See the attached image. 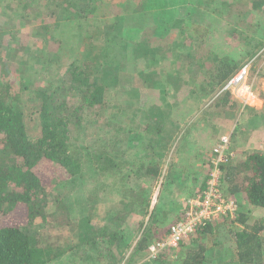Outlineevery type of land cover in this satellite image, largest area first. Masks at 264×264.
<instances>
[{
    "label": "rangeland",
    "instance_id": "374dc122",
    "mask_svg": "<svg viewBox=\"0 0 264 264\" xmlns=\"http://www.w3.org/2000/svg\"><path fill=\"white\" fill-rule=\"evenodd\" d=\"M19 1H0V55L7 46L10 56L14 55L11 58L14 59L18 56V52L23 53L25 47L35 43V38H39L40 41L43 37V28L52 21L50 12L55 8L56 2L28 0L26 9ZM92 1L87 0L85 11L90 18L93 15L95 18L88 24L90 32L107 16L111 17L110 20L112 18L115 20L119 14L128 10L130 14L111 34L120 42L126 39L130 42L142 41L140 43L142 48L150 49V51L146 52L144 59L138 61L137 66L130 64L127 60L124 67L125 74L118 73L114 81L108 79L109 83L105 84L111 91L105 95L106 99L103 106L98 109V113L91 117L92 124L88 127V135H81L77 144L80 151L83 148L84 156L85 151L114 146L121 152L119 157L115 158V162L123 163L126 159H133L128 169L134 168V162L139 164L145 159L161 158L165 164L162 166L160 175L154 177L152 183L144 185H142L143 179L140 178V187L143 186L141 188L146 193L138 192L136 195L137 197L145 195V198L155 200L158 192H162L166 197L165 204L159 205L160 215L156 216L158 222H154L155 216L148 220L147 211L146 213L130 212L125 219L121 220L122 214L125 213L121 211L125 210L123 206L128 209L126 203L133 201L131 195L122 196L119 191L108 195V192L99 191L104 186L99 180L95 182V185L89 180L81 182L79 178L51 180L46 186H49L48 189H54L67 203L71 204L73 217L87 215L91 223L96 225L117 223L116 240L118 242L112 251L104 250L105 244L100 242L97 244V249L93 250L95 260L83 255L84 259L79 261L80 256L71 255L72 251H68L64 258L71 255L73 261L69 264H173L174 262L177 264L180 261L176 260L177 257H174L173 253L165 256L164 259H152L148 257V247L143 251H136L142 231L149 226L154 227V232L159 230L163 232L167 229L168 224L173 221L174 209L180 208L179 206L182 209L183 200L197 192V187L203 180L206 157H211L213 145L222 136L226 135L229 139V150L232 152L233 160L241 159V156L247 152L264 153V48L259 49L260 55L252 62L251 58L246 56L247 52L251 49L258 50L259 47L252 48V44L244 46L242 42L228 36L226 30L228 25L235 26V23L227 19V10L221 5V2L227 0H145L147 3L144 8L138 10L136 8L141 5L140 0H129L131 3L128 7L124 6L127 0H94L93 3ZM94 7L97 9L94 10ZM23 8L26 10L24 11ZM96 12L104 13V15L95 16ZM19 17L20 20H18ZM180 19H183L182 28H172L173 23H177ZM213 19L220 20V23L212 22ZM237 19L246 29L248 36H254L256 41H264V17L261 14L254 13L251 16L247 12L242 18ZM251 21L253 24L250 25L248 22ZM207 25L210 27L208 26L206 32L203 28ZM162 27H170V33L165 36ZM152 28L153 31H151ZM181 30L188 37L185 36L177 44V39L181 38L179 36ZM38 31H40L39 34ZM197 31L201 32V35L198 36ZM74 34L72 33L73 37L68 36L65 29L63 34L58 33V37L63 36L74 44L78 33L75 36ZM163 37L168 38L159 43ZM96 38L86 37L78 42L76 50H82L83 53L89 51L91 57L94 51L90 48L99 43L95 40ZM117 45L118 47L114 48L107 47V51L122 53L124 47L119 46V43ZM97 47L100 48L99 45ZM151 48L155 49H152L153 53ZM209 50L223 55H235V59H241L243 64L249 63L248 81L252 84L256 96L250 105L253 109H246L235 97L233 89L229 90L230 101L236 102V108L233 111L224 113L221 109L209 105L214 100L213 92L207 90L211 82L208 79L207 68L198 63L201 53H207ZM132 52L133 47L129 46L128 55H132ZM27 56L28 54L24 55L22 61L29 64L32 56L28 59ZM149 58L153 65L146 64L145 60ZM119 60L120 57H118ZM52 65L54 67L58 64ZM65 67H68V64H65ZM63 71V68H53L51 75L47 77L40 75L37 69L32 73L37 80H40L39 86H46L52 77L67 79ZM138 72H142L146 77L140 79L141 74ZM69 98L70 107L80 103L79 98ZM20 102V107L24 111L27 134L35 138L39 131L37 101L32 94L24 92ZM81 113L85 112L81 111ZM83 117L86 118V114ZM164 139L167 145L163 144ZM201 148H207V150H200ZM169 169L172 172L169 173L167 171ZM43 170H47V167L44 166L37 171ZM127 172L124 170L122 174H117L113 178L117 185L125 184ZM62 173L65 174V171L60 168V174ZM106 184L105 182L104 187ZM127 184L130 185L129 182ZM132 187L127 186L128 191ZM221 187L224 195L227 196L224 180ZM85 197L88 198V209L85 206ZM237 199L238 211L247 210L252 219L264 214L261 208L249 209L250 205L243 196ZM19 211L1 216L0 224L4 221L12 222L11 220L16 223H25L24 213L21 214ZM44 212V218H38L35 223L34 231L38 235L50 236L59 244L72 245L77 242L78 231L75 223L64 228L54 225L58 215L56 203L51 198H48ZM110 216H118L119 222H113ZM226 227H228L226 224L221 226L215 237L207 241L205 252L207 260L204 264H225L232 259L229 251H233L234 247L228 236L229 227L227 229ZM149 236L152 238L147 240L148 246L155 237L151 232ZM61 259H58L59 264H62ZM261 264H264V260Z\"/></svg>",
    "mask_w": 264,
    "mask_h": 264
},
{
    "label": "trees",
    "instance_id": "16d2710c",
    "mask_svg": "<svg viewBox=\"0 0 264 264\" xmlns=\"http://www.w3.org/2000/svg\"><path fill=\"white\" fill-rule=\"evenodd\" d=\"M52 1H56L55 8L50 12L52 21L44 26L43 37L40 41L39 38H35V43L25 47L23 53L18 52L15 59L11 58L14 55L10 56L7 46L0 55V218L20 210L21 214L24 213L25 219V223H16L11 220L12 222L4 221L0 224V264H59V258H62V264H69L73 261L72 254L76 257L80 256L79 261L84 259L83 255L95 260L93 250L97 249L98 243L103 242L104 250L106 249L107 252L112 251L114 245L117 244V223L96 225L91 223L87 215L73 217L71 204L67 203L54 189H48L49 186H46L55 178L59 180L79 178L81 182L89 180L94 185L99 180L104 186L105 182L107 183L106 187H101L99 191L108 192V195L116 191H119L122 196L131 195L133 201L126 203L128 209L123 206L125 210L121 211L125 213L122 214L121 220L125 219L130 212L135 211L139 213L147 211L148 220H151V217L156 218L160 215L159 205L165 204L166 195L162 192H158L155 200H149L145 198V195L140 197L136 195L138 192L139 194L146 193L141 188L143 186L140 187V178L143 179L142 185H144L152 183V179L160 175L162 166L165 164L161 158L145 159L139 164L134 162V168L128 169L133 159H126L123 163L115 162V158L119 157L121 152L114 146L85 151V156L82 152L83 148L80 151L78 146L80 136L88 135V127L92 124L91 117L98 113V109L103 106L106 99L105 95L111 91L105 84L109 83L108 79L114 81L118 73L125 74L124 67H126L127 60L130 64L137 66L138 61L144 59L146 52L150 51V49L142 48L140 44L142 41L130 42L126 39L120 42L111 34L130 13L125 10L115 20L114 18L110 20L111 17L107 16L90 32L88 24L95 18L94 15L90 18L85 13L87 0ZM19 2L27 9L28 0ZM130 3L127 0L124 6L128 7ZM146 3L145 0H140L141 5H138L136 9L144 8ZM221 5L231 18L227 17V19L235 23V26L228 25L226 29L228 36L242 42L244 46L252 44V48L259 47L258 50L251 49L247 52L246 56L253 62L260 55L259 49L264 48V41H256L254 36H248L246 29L241 23L239 24L237 18H242L247 12L251 16L259 13L264 17V0H227L221 2ZM25 8H23L24 11ZM100 14L104 15V13ZM100 14L96 12L95 16ZM177 21L173 23L172 28H182L183 19ZM212 22L220 23V20L213 19ZM248 23L253 24L252 21ZM210 25L204 27L203 30L207 32ZM65 29L71 37H73L72 33H75L74 36L78 33L74 44L63 36L58 37V33L63 34ZM162 31L166 36L171 28L162 27ZM197 35H201V32L197 31ZM179 36L181 38L177 39V44L185 36L188 37L182 30ZM86 37L96 38L95 40L99 41L90 48L94 51L91 57L89 51L83 53L82 50H76L78 42ZM164 37L159 43L168 38ZM118 43L119 46L124 47L122 53L107 51V47H118ZM129 46L133 47L132 55L127 53ZM152 49L154 48H151L153 53L155 49ZM26 53L28 54L27 59L32 56L29 64L22 61ZM203 53L199 56L198 63L207 68L208 79L211 82L207 90L213 92L214 100L209 105L221 109L224 113L231 112L236 108V102L230 101L229 90L220 92V89L243 63L241 59H235V55H223L212 50ZM71 55L74 57L72 58ZM118 57H120L119 61ZM150 59L145 60L146 64L153 65ZM60 61L61 64H59ZM53 63L58 65L53 67ZM65 64H68V67H65ZM51 67L63 68L67 79L52 77L46 86H39L40 80H37L32 72L37 69L40 75L47 77L51 75L53 69ZM138 73L141 74L140 79L146 77L142 72ZM24 92L32 94L34 100L37 101L39 131L35 138L27 134L24 111L20 107V99ZM69 97L79 98L80 103L70 107ZM244 107L249 110L253 109L249 105ZM81 111L85 113L82 114ZM84 114L86 118L83 117ZM164 140L163 144L167 145L166 139ZM200 150L205 151L207 148ZM208 151L210 152V149ZM206 159L203 180L199 183L197 192L204 188L208 177L206 171L209 170L210 156ZM44 166L47 170L37 171ZM60 168L65 171V174H60ZM221 169L227 196L234 198L243 196L250 205L249 209L264 210V153L247 152L241 156V159H230L221 166ZM124 170L128 171L125 176L126 182L123 185H117L113 178L117 174H122ZM167 171L172 172L170 169ZM128 182L130 185L127 184ZM127 186L132 187L130 191ZM48 198L56 203L58 216L55 226L64 228L76 224L78 232L77 242L74 244H59L50 236H41L34 231L36 220L44 218V207ZM88 205V198L85 197L87 209ZM182 216L183 209L178 211V215L173 214V221L163 232L160 230L154 232V227L150 226L144 228L136 251L147 249L146 242L152 238L149 236L150 232L155 236L151 242L162 239L169 232V226L181 220ZM110 220L119 222L118 216H110ZM157 220L156 218L154 222H158ZM225 224L229 227L228 236L232 241L235 254L234 260L225 264H261L264 260V214L252 219L247 210L237 211L234 216L224 215L217 220L203 221L198 225L195 233L182 240L175 248L170 247L163 250L156 259H164L165 256L173 253L174 257H177L176 260L180 261L177 264H204L207 260L205 254L207 241L215 237L221 226ZM68 251H72L71 255L64 258Z\"/></svg>",
    "mask_w": 264,
    "mask_h": 264
},
{
    "label": "built area",
    "instance_id": "2783aa9c",
    "mask_svg": "<svg viewBox=\"0 0 264 264\" xmlns=\"http://www.w3.org/2000/svg\"><path fill=\"white\" fill-rule=\"evenodd\" d=\"M248 74L249 63L246 62L224 82L220 92L233 89L235 97L243 106L252 105L256 96L252 84L248 81ZM228 140L224 135L213 145L204 188L183 200L181 220L169 226V232L165 237L148 246L149 258L155 259L163 250L176 247L182 240L195 233L203 221L217 220L224 215L234 216L239 210L238 199L224 195L221 187L223 178L221 166L232 159Z\"/></svg>",
    "mask_w": 264,
    "mask_h": 264
},
{
    "label": "crops",
    "instance_id": "0c3cea01",
    "mask_svg": "<svg viewBox=\"0 0 264 264\" xmlns=\"http://www.w3.org/2000/svg\"><path fill=\"white\" fill-rule=\"evenodd\" d=\"M196 140V139H195ZM194 143V142H193ZM207 144L205 143V146H206ZM208 171H206V173H207ZM206 175V174H205ZM180 208H175L174 209V211L175 212H173L174 214L176 213L177 215H178V211H180L181 210V206H179ZM229 252H231V257H232V259L234 260V258H235V254H234V252L233 251H229ZM232 259L230 260V261H227V262H231L232 261Z\"/></svg>",
    "mask_w": 264,
    "mask_h": 264
}]
</instances>
